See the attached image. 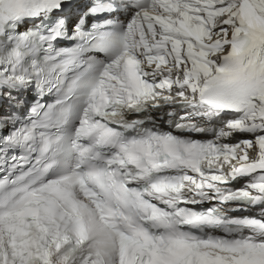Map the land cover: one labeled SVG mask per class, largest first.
<instances>
[{
    "label": "snow or ice",
    "instance_id": "6c2138e0",
    "mask_svg": "<svg viewBox=\"0 0 264 264\" xmlns=\"http://www.w3.org/2000/svg\"><path fill=\"white\" fill-rule=\"evenodd\" d=\"M0 264H264V0H0Z\"/></svg>",
    "mask_w": 264,
    "mask_h": 264
}]
</instances>
